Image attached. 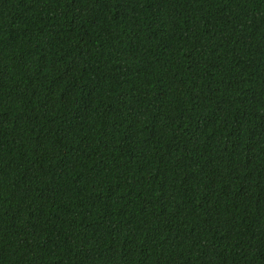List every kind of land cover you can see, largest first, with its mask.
Listing matches in <instances>:
<instances>
[{"label": "trees", "instance_id": "obj_1", "mask_svg": "<svg viewBox=\"0 0 264 264\" xmlns=\"http://www.w3.org/2000/svg\"><path fill=\"white\" fill-rule=\"evenodd\" d=\"M0 264H264V0H0Z\"/></svg>", "mask_w": 264, "mask_h": 264}]
</instances>
